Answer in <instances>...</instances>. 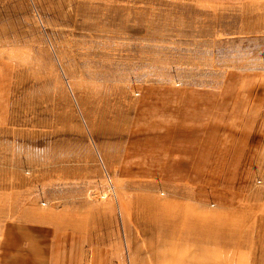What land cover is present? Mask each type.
Instances as JSON below:
<instances>
[{
    "label": "rangeland",
    "instance_id": "1",
    "mask_svg": "<svg viewBox=\"0 0 264 264\" xmlns=\"http://www.w3.org/2000/svg\"><path fill=\"white\" fill-rule=\"evenodd\" d=\"M263 217L264 0H0V229L73 236L33 259L264 264Z\"/></svg>",
    "mask_w": 264,
    "mask_h": 264
},
{
    "label": "crops",
    "instance_id": "2",
    "mask_svg": "<svg viewBox=\"0 0 264 264\" xmlns=\"http://www.w3.org/2000/svg\"><path fill=\"white\" fill-rule=\"evenodd\" d=\"M11 227L12 226H9L6 230L2 228L0 229V264H43L44 262H47V259H45V257H38L37 259H33L34 256L31 255V250H29L32 245L34 246L37 243L39 246H55L59 249L65 244V242H68V240H73L72 235L65 234V231L68 229H65L62 225L55 226V230L53 232L47 229V227H51V225L47 223H34V227L31 230H24V232H26L24 233V235H17V233L15 234V232L19 229L13 228L19 227H12V229H10ZM48 235L51 239H53V241L46 244L45 239ZM83 240L85 242L87 241L86 234L83 237ZM60 257V260H62L63 257L61 255ZM73 262H75V260H73Z\"/></svg>",
    "mask_w": 264,
    "mask_h": 264
},
{
    "label": "bare ground",
    "instance_id": "3",
    "mask_svg": "<svg viewBox=\"0 0 264 264\" xmlns=\"http://www.w3.org/2000/svg\"><path fill=\"white\" fill-rule=\"evenodd\" d=\"M162 203H163V201L158 200L157 198H155L154 196H151L150 194L145 195V196L144 195H140L139 198H137V200L134 201V204H133L134 206L131 207V209L134 208L135 215L139 218V221L142 224L145 221L146 222H148V221L151 222V220H153V222L160 223V224L161 223L162 224L165 223V224H170L171 225V224H179L180 223V224H189V225H191V224L198 223V221L200 220V215L198 217L191 215V214H193V211H194V207L193 206H188L187 205L185 207H181V203L180 202H173V203H171L172 206H168L169 207L168 208L167 206H164ZM1 206H2V204H1ZM160 208L162 210L164 208H167V209L171 210V212L175 215L174 216L175 218L177 217V214H181L182 210H183L184 214H182V215H186V217L180 216L179 219L182 218V219H185V220L175 221V219H172V218L171 219L162 220V221L159 218V220H158L157 217L155 215H153V213L156 212L157 210H160ZM176 208L178 210H175ZM140 209H142V210H140ZM250 209H252V208H249V210ZM162 210H161V212H162ZM249 210H247V211H249ZM250 214L245 217L247 220L250 218V216H251ZM164 217H165V215H164ZM253 217H254V215H253ZM207 218H210V217L208 216ZM228 218H231V220H232L233 218L235 219L237 217H236V214H230L228 216ZM38 219H40V218H38ZM234 219H233V221H234ZM242 219H244V218H242ZM246 219H245V221H246ZM258 221H261V220H258ZM250 222H251V220H250ZM141 223L138 222V224H141ZM227 223H228V221H226V224ZM241 223H242V221H241ZM66 224L68 225L69 223H66ZM242 224H244V223H242ZM260 224H261V222H260Z\"/></svg>",
    "mask_w": 264,
    "mask_h": 264
}]
</instances>
